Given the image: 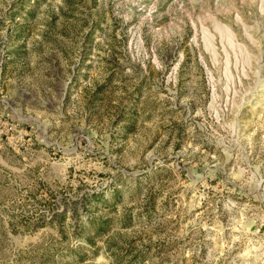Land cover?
<instances>
[{
    "label": "rangeland",
    "instance_id": "obj_1",
    "mask_svg": "<svg viewBox=\"0 0 264 264\" xmlns=\"http://www.w3.org/2000/svg\"><path fill=\"white\" fill-rule=\"evenodd\" d=\"M0 264H264V0H0Z\"/></svg>",
    "mask_w": 264,
    "mask_h": 264
}]
</instances>
